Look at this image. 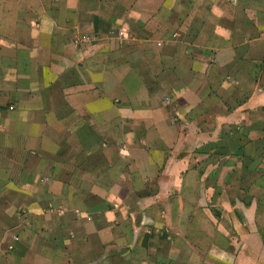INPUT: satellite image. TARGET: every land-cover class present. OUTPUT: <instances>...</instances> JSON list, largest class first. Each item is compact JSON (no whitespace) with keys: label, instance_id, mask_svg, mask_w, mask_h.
Here are the masks:
<instances>
[{"label":"crops","instance_id":"crops-1","mask_svg":"<svg viewBox=\"0 0 264 264\" xmlns=\"http://www.w3.org/2000/svg\"><path fill=\"white\" fill-rule=\"evenodd\" d=\"M263 45L264 0H0V264H264Z\"/></svg>","mask_w":264,"mask_h":264},{"label":"rangeland","instance_id":"rangeland-1","mask_svg":"<svg viewBox=\"0 0 264 264\" xmlns=\"http://www.w3.org/2000/svg\"><path fill=\"white\" fill-rule=\"evenodd\" d=\"M120 31L118 30V29H112V30H110L107 34L109 35V37H111V36H117L118 34V36L120 37V34H122V32H120ZM89 36H90V39H89ZM93 37V39H92V37ZM122 37H123V34L121 35ZM83 39L84 38H87L90 42H94V41H100V39H101V36L99 35V34H90V33H88V34H86V35H83V37H82ZM96 38V39H95ZM106 40H107V38H105ZM122 39H124V37L122 38ZM127 39L125 38V41L123 42V45H125V44H127ZM122 45V44H121ZM121 47H123V46H121ZM263 47H264V45H263ZM120 58H121V56H120ZM264 58V57H263ZM141 60H143V58L142 57H140V56H138V55H135V56H133L132 57V59H131V63L133 62V63H135V64H137L138 66H139V68L141 69V72L143 73L144 71L146 72V74H148V72L147 71H149L150 73H151V71H150V69H152V68H155V66L153 67V65L151 64V63H149V61H151V59H150V57H148V58H146V62L144 63V64H141ZM147 62H148V64H147ZM183 65H184V67L183 68H181L180 69V72L184 75V76H186V69H187V67H186V63H184L183 62ZM148 80H149V78H148ZM263 111H264V109H263ZM263 128H264V124H263ZM263 135H264V133H263ZM258 142H257V148H261V151H262V153H261V158H262V161L264 162V136L261 138V139H258L257 140ZM231 143V142H230ZM248 143V142H247ZM229 145H231V144H229ZM249 154V153H248ZM257 175H258V172L257 173H255V172H253V173H248L247 175H246V177H248L247 179H248V183H249V181H252L251 180V178L252 177H257ZM249 193H250V189H249V191H248V194L247 195H249ZM8 218H7V223H8Z\"/></svg>","mask_w":264,"mask_h":264}]
</instances>
